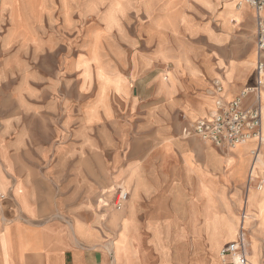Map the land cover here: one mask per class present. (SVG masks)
Here are the masks:
<instances>
[{
	"label": "crops",
	"instance_id": "0c3cea01",
	"mask_svg": "<svg viewBox=\"0 0 264 264\" xmlns=\"http://www.w3.org/2000/svg\"><path fill=\"white\" fill-rule=\"evenodd\" d=\"M210 1L0 0V264H264V153L185 133L257 82L255 10Z\"/></svg>",
	"mask_w": 264,
	"mask_h": 264
},
{
	"label": "built area",
	"instance_id": "2783aa9c",
	"mask_svg": "<svg viewBox=\"0 0 264 264\" xmlns=\"http://www.w3.org/2000/svg\"><path fill=\"white\" fill-rule=\"evenodd\" d=\"M256 13L257 31V64L256 85L242 91L240 96L232 102L222 99L216 101L215 110L206 119L197 120L185 133L195 135L204 142H208L219 149H233L246 142L255 141L252 150L254 158L264 153V135L262 132V107L260 104L261 92L264 90V0H245ZM218 92L221 91L219 84ZM254 95L258 104L249 107L245 99ZM129 199L125 188L120 187L113 198V206L122 211ZM223 264L232 258L238 259V264H248V245L243 231H240L237 240L225 247L221 253Z\"/></svg>",
	"mask_w": 264,
	"mask_h": 264
},
{
	"label": "rangeland",
	"instance_id": "374dc122",
	"mask_svg": "<svg viewBox=\"0 0 264 264\" xmlns=\"http://www.w3.org/2000/svg\"><path fill=\"white\" fill-rule=\"evenodd\" d=\"M206 8H208L209 10H211L212 12H215L217 7L214 6V4H212V2L210 0H199ZM235 3L239 4L242 3V0H235ZM244 5V4H243ZM221 16L220 14L218 15V17ZM183 21L185 22V19H183ZM15 24L17 25V30H23V25L20 22V16L19 13L16 14L15 16ZM188 31H192L191 27H188ZM28 33V32H27ZM60 55L61 57L66 55V47H62L60 50ZM79 66H88V62H81L82 59H84V57L82 55L79 56ZM50 61V59H48ZM185 61L188 63V59H185ZM49 65L51 66V62L49 63ZM103 77L99 75V79L102 80L103 83H105V87L110 85V81L108 79H102ZM105 87L102 86L103 90H105ZM262 162L261 158L259 159V161L257 162L258 164H260ZM263 188V187H262Z\"/></svg>",
	"mask_w": 264,
	"mask_h": 264
},
{
	"label": "bare ground",
	"instance_id": "6f19581e",
	"mask_svg": "<svg viewBox=\"0 0 264 264\" xmlns=\"http://www.w3.org/2000/svg\"><path fill=\"white\" fill-rule=\"evenodd\" d=\"M243 4H245V0H242V3H240V5L242 6ZM264 94V93H263ZM263 94H262V96H263ZM264 128V127H263ZM251 142V141H250ZM242 145V144H241ZM241 145H238L236 148H238V147H240ZM261 157H259V159H260ZM259 159H258V161H259ZM257 161V162H258ZM251 172V171H250Z\"/></svg>",
	"mask_w": 264,
	"mask_h": 264
}]
</instances>
